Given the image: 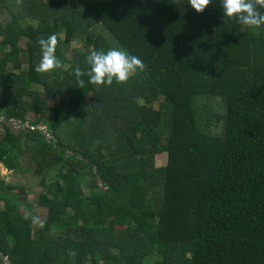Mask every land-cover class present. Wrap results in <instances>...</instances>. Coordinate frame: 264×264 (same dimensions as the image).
Listing matches in <instances>:
<instances>
[{
	"label": "trees",
	"instance_id": "obj_1",
	"mask_svg": "<svg viewBox=\"0 0 264 264\" xmlns=\"http://www.w3.org/2000/svg\"><path fill=\"white\" fill-rule=\"evenodd\" d=\"M0 6L9 14L0 24L7 49L0 57V107L6 105L0 164L21 169L19 135L37 162L48 147L67 158L53 182H39L42 228L33 230L32 205L26 203V220L3 198L0 264H73L72 250L75 264H264V29L256 35L228 20L220 0L199 14L189 0H0ZM27 18L36 26L24 27ZM53 34L63 67L37 72V40ZM80 35L84 52L69 60L63 47ZM113 48L139 57L145 71L100 87L84 76L80 88L75 68L87 71L92 51ZM9 69L18 74L9 78ZM32 85L59 103L47 109ZM15 91L32 97L23 107L33 122L18 109ZM10 120L25 125L19 135L6 126ZM40 125L55 144L46 143ZM160 155L165 164L154 168ZM84 169L98 194L86 195L79 185ZM6 188L0 179V191ZM151 254L157 259L144 262Z\"/></svg>",
	"mask_w": 264,
	"mask_h": 264
},
{
	"label": "rangeland",
	"instance_id": "obj_2",
	"mask_svg": "<svg viewBox=\"0 0 264 264\" xmlns=\"http://www.w3.org/2000/svg\"><path fill=\"white\" fill-rule=\"evenodd\" d=\"M1 7V6H0ZM9 20V14L4 8H0V24L4 25ZM22 25L24 27L36 26V21L33 19L27 18L22 21ZM1 40V39H0ZM83 37L80 35L77 37V39L74 40V42L68 46L63 47V52L67 59L71 60L73 52L83 53L84 52V43H83ZM20 47L24 49L25 47V41L23 40L20 43ZM7 49H4L0 45V57L3 54V52H6ZM41 58V57H40ZM40 58L35 60V63H40ZM28 70L27 64H23L21 67V72L26 73ZM64 71L66 74L70 72V63L66 64L64 66ZM17 72L11 71L9 69V72H7V75L9 78H11L13 75H17ZM11 80V79H9ZM9 84V83H8ZM30 92L36 93L41 95L45 100V107L47 109L55 107L59 103V99L57 97L54 98H47L46 93L47 90L45 88H42L37 85H32L29 89ZM16 92V91H15ZM15 101L18 105V109L24 113V118L28 122H33L35 120L34 113L31 112L30 107L26 108L23 107L25 104L26 106H29L31 104L32 97L28 95V93H20L16 92ZM89 95L87 96V101L89 100ZM1 99H3L2 94L0 93V106L2 105ZM137 103L140 105L141 101L138 100ZM6 108V105L4 107H0V109L4 110ZM46 117H43V121H45ZM3 122V119L0 116V123ZM8 127H10L15 134H18L17 132L23 131V128L25 125H17L13 123V121L7 122ZM12 126V127H11ZM45 127V126H44ZM215 128H213L214 130ZM43 130L42 134H45L46 136V143L48 145L55 144V141L51 138L49 135L50 132L47 130ZM4 131L0 125V138L3 136ZM20 138V144L23 150H25V156L21 159V169L19 171H14L13 168L7 169L6 164L8 163L7 160H5L3 163L0 164V179H2L6 185L5 191H0V209L3 207V198H6L9 200V205L11 208V211L14 214H24L28 215V209L27 204H30L34 207L37 216H39L42 220L46 217V210L39 208L37 206V198L38 195L42 192H45L44 189H42L39 185V182L42 178L46 180V182L50 183L55 180L57 168L64 163V161L67 159L66 156L58 151L56 147L49 148V155L45 157V159L40 160L39 162L35 161V159L30 156L28 151H33L34 147L29 145L28 142H26L25 138L21 135H19ZM65 138V136H63ZM58 159L62 160L63 162H59ZM165 155H160L155 157L154 159V168H161L165 164ZM68 167L64 166V171H67ZM76 179L81 186L83 192L87 195L89 193H99V187L97 186L96 180H94L91 175L87 172V169H84L82 172H80ZM138 182L142 183L141 176L138 178ZM96 185H95V184ZM95 185V186H94ZM23 191L20 193V191ZM23 200L24 203H22ZM38 225L33 224V230L35 231L37 229ZM121 228V227H116ZM30 235V230H29ZM157 259V256L154 254L148 255L144 258V262L146 263H152Z\"/></svg>",
	"mask_w": 264,
	"mask_h": 264
},
{
	"label": "clouds",
	"instance_id": "obj_3",
	"mask_svg": "<svg viewBox=\"0 0 264 264\" xmlns=\"http://www.w3.org/2000/svg\"><path fill=\"white\" fill-rule=\"evenodd\" d=\"M212 0H189V5L196 13H203L210 6ZM223 16L230 21L252 29L256 35L264 29V0H220ZM58 43L55 34L47 38L40 37L37 44L40 48V63L36 67L37 72L52 73L63 67V63L56 57L55 51ZM85 63L88 70L85 71L79 66L74 70L80 88L84 87L85 81L81 77L87 76L88 83L100 86H110L113 81L119 84L127 83L130 77L137 72H144L146 65L137 56L129 54L125 49H110L104 51H92ZM25 219H29L26 214ZM32 223L41 228L43 220L39 216H31ZM75 264L76 252L68 253Z\"/></svg>",
	"mask_w": 264,
	"mask_h": 264
},
{
	"label": "built area",
	"instance_id": "obj_4",
	"mask_svg": "<svg viewBox=\"0 0 264 264\" xmlns=\"http://www.w3.org/2000/svg\"><path fill=\"white\" fill-rule=\"evenodd\" d=\"M41 128H43L44 130H47L46 127H44L43 125H40L36 128V130L43 132V130H41ZM34 130V128L31 129V131Z\"/></svg>",
	"mask_w": 264,
	"mask_h": 264
},
{
	"label": "flooded vegetation",
	"instance_id": "obj_5",
	"mask_svg": "<svg viewBox=\"0 0 264 264\" xmlns=\"http://www.w3.org/2000/svg\"><path fill=\"white\" fill-rule=\"evenodd\" d=\"M6 124V126L8 127V124L7 123H5ZM12 130V129H11Z\"/></svg>",
	"mask_w": 264,
	"mask_h": 264
}]
</instances>
